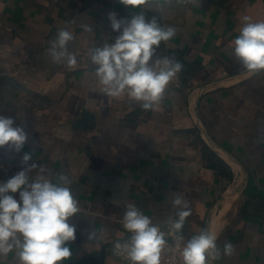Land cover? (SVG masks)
I'll return each mask as SVG.
<instances>
[{
  "label": "crops",
  "instance_id": "1",
  "mask_svg": "<svg viewBox=\"0 0 264 264\" xmlns=\"http://www.w3.org/2000/svg\"><path fill=\"white\" fill-rule=\"evenodd\" d=\"M113 11L128 19L141 9L119 0H0V115L28 135L19 153L0 149V182L27 167L25 153L50 179L71 178L81 213L70 220L76 239L62 264L103 245L105 264H125L109 247L129 235L122 224L127 204L161 223L175 215L169 200L178 193L192 211L186 239L209 228L221 250L225 242L234 246L214 264H264V71L247 74L233 56L243 17L264 21V0H202L158 14L176 35L157 55L174 57L183 70L155 110L126 95L107 96L92 74L89 48L119 35L108 20ZM61 28L74 33L75 68L50 58ZM94 230L102 240L96 245L88 239ZM0 264L18 261L10 253Z\"/></svg>",
  "mask_w": 264,
  "mask_h": 264
},
{
  "label": "clouds",
  "instance_id": "2",
  "mask_svg": "<svg viewBox=\"0 0 264 264\" xmlns=\"http://www.w3.org/2000/svg\"><path fill=\"white\" fill-rule=\"evenodd\" d=\"M119 3L141 11L130 18H118L116 12L108 14L113 31L118 32L114 42L88 50L94 66L93 76L107 96H127L139 102L144 110H155L164 97L169 84L183 70V64L174 57H160L157 49L162 42L170 41L176 29L162 26L158 14L175 5L191 4L199 7L202 0H119ZM144 8L157 15L148 18ZM74 21H69V24ZM84 31H92L87 24ZM75 40L72 30L61 28L51 41L49 55L53 63L75 68L77 55L69 50ZM233 56L247 74L264 71V21L253 22L243 17L239 34L233 41ZM28 140L22 126L11 117L0 115V149L19 153ZM31 153H25L23 170L0 182V260L14 253L18 264H62L72 257L70 242L76 239V225L70 220L81 213L79 201L71 190V178L58 174L50 179L47 170L33 163ZM39 168L37 175H28ZM19 193V200L15 193ZM175 215L161 223L143 214L135 204L126 206L122 218L128 239L117 240L113 252L126 258L128 264H161L162 254L181 249L182 264H214L221 255L231 256L234 246L225 242L217 245V235L209 228L187 238L183 234L187 218L192 214L189 202L177 194L169 200ZM168 238L172 239L169 244ZM94 245L102 242L97 230L88 234Z\"/></svg>",
  "mask_w": 264,
  "mask_h": 264
},
{
  "label": "built area",
  "instance_id": "3",
  "mask_svg": "<svg viewBox=\"0 0 264 264\" xmlns=\"http://www.w3.org/2000/svg\"><path fill=\"white\" fill-rule=\"evenodd\" d=\"M129 236H130V234L128 236H126V237H123V238L114 239L111 242L110 247H109L111 255L115 259H117L120 262L125 263V264H128V261L126 260L125 257L114 254V252H113V244L117 240H120V241L126 240V239H128ZM168 240H169V244L171 245L172 244V239L168 238ZM180 252H181V249H179V248L174 249L173 252H167L166 251L165 253L162 254L161 264H182V260L180 258Z\"/></svg>",
  "mask_w": 264,
  "mask_h": 264
},
{
  "label": "water",
  "instance_id": "4",
  "mask_svg": "<svg viewBox=\"0 0 264 264\" xmlns=\"http://www.w3.org/2000/svg\"><path fill=\"white\" fill-rule=\"evenodd\" d=\"M107 258L106 246H102L99 250L84 255L76 260L69 261L64 264H105Z\"/></svg>",
  "mask_w": 264,
  "mask_h": 264
},
{
  "label": "trees",
  "instance_id": "5",
  "mask_svg": "<svg viewBox=\"0 0 264 264\" xmlns=\"http://www.w3.org/2000/svg\"><path fill=\"white\" fill-rule=\"evenodd\" d=\"M220 166H223V163H220Z\"/></svg>",
  "mask_w": 264,
  "mask_h": 264
}]
</instances>
